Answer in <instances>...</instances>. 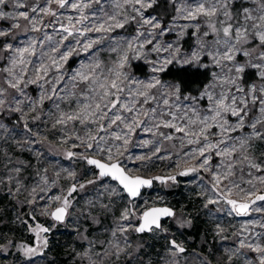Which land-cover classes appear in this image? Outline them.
Wrapping results in <instances>:
<instances>
[{"label": "snow or ice", "instance_id": "snow-or-ice-1", "mask_svg": "<svg viewBox=\"0 0 264 264\" xmlns=\"http://www.w3.org/2000/svg\"><path fill=\"white\" fill-rule=\"evenodd\" d=\"M49 121L80 172L49 160L52 178L40 163ZM138 130L156 139L135 143ZM164 141L179 142L175 158ZM133 145L149 151L129 155L141 162L130 169L122 158ZM154 160L172 170L142 175ZM193 174L210 216L221 204L215 212L264 214V0H0V204L11 205L0 206V261L56 264L50 234L71 226L81 242L72 264H264V217L217 256L206 239L189 252L172 231L190 233L198 213L137 203L154 182ZM61 179L72 182L53 194ZM9 211L27 240L3 231L15 230ZM225 231L217 223L214 237L228 240ZM161 239L154 260L148 241Z\"/></svg>", "mask_w": 264, "mask_h": 264}, {"label": "rangeland", "instance_id": "rangeland-1", "mask_svg": "<svg viewBox=\"0 0 264 264\" xmlns=\"http://www.w3.org/2000/svg\"><path fill=\"white\" fill-rule=\"evenodd\" d=\"M10 10H11L10 7L5 9V11H10ZM50 19L51 18H45L46 22ZM4 23L6 25L7 22ZM20 23L22 27L19 30H17V34L20 35L21 39H23L24 25H26V22L21 21ZM47 31L50 32L51 29H47ZM117 31L120 35L123 36L134 34V30L131 33L125 30H117ZM28 35L39 36L41 34L29 32ZM169 39L171 38L169 37ZM85 56L86 54L82 53L79 57H74L72 60L69 61V65L73 68L77 67L78 64L85 59ZM103 58L105 60L109 59L106 53L103 54ZM48 107H50V105H48ZM62 107L67 109V105H62ZM40 128L45 135H48L50 141V143L40 145L42 150L48 153V156L45 158V160L41 161L40 163H42L44 167L49 169L48 172L49 176L55 178L53 172V165L48 162L49 160H53L57 162L55 165L57 168L63 166L70 169H75L77 172H80L82 170V167L79 163L75 161H69L64 158L63 151L66 149L67 146L61 145L59 143L58 133H53L52 131H49V129L51 128V122L49 121L47 125L41 124ZM162 131L167 133L170 132L171 130L162 129ZM140 139L155 140L156 137H152L150 133L139 132V135L134 137V142L138 143ZM173 144H175L176 147H173L172 146ZM161 147L164 149V152L162 154L173 155V157L176 152L180 151V145L178 141H172V142L164 141ZM148 151L149 149L139 148L133 145L129 148V153H126L125 157L122 158L123 163L126 164L130 169H135L140 165L141 162L128 159V156L129 155L136 156L142 153H146ZM24 156L27 159H31L34 166L37 164L35 157L30 156L28 153H25ZM169 163L170 162L167 160H154L152 163H149L146 168L142 169L141 174L144 176L164 175L172 170L168 167ZM29 171L32 172L34 171V169H30ZM200 175L205 177L204 184L207 186V180L209 179L208 174L201 173ZM194 177L195 174L189 177H178L179 180L178 186L174 185L170 188L161 186L159 182H155L152 188L143 190V196L140 200L137 201V203H139L141 207H144L145 206L144 201H147L149 206L152 204L168 205L177 210L181 208H187L188 211L191 212L194 216H197L198 213L197 219L195 221V224H198L201 227L200 233L198 235H195L194 233H190V234L185 233L183 235H180L181 231L176 228L175 224L171 225L172 231L173 233H175L176 238L178 240L187 241L189 252H191L192 249L194 248H199L202 241L206 239L208 241V244L204 246V251L207 252L209 247H211V249L213 250V248L215 247L217 250L220 251L217 255L219 256L224 251L225 247H231L235 243V239L233 238V233L240 231L241 226L246 221L260 219L264 217V214L253 212L249 216H235L234 214L229 216L227 214V211H223L219 213L215 212L216 207L227 209L228 207L227 205L221 204V205L209 206L210 208L213 209V214L210 216L208 214V210L203 208L204 199L197 195L198 193L203 191V188L199 186L200 181L198 179H195ZM71 182L72 181L68 179H61L59 181V187H57L54 190L53 194L58 193L61 187H67ZM245 187L247 186L245 185ZM157 197L163 198V204H161V202L157 200ZM0 206L5 207L6 209L11 208V205L9 204L7 199H4L2 201V204H0ZM79 206L80 207L83 206L82 200L80 201ZM13 215L14 214L11 211H9L8 213L9 227L14 228L15 230L13 232H9L8 228L6 227L3 229V231L7 233L9 237H14L18 241L20 239L27 240L29 238L28 233L24 232L21 228H18L10 223ZM41 221L44 222V218H41ZM217 223H219L226 230L223 233V235L227 236L229 238L228 240L221 241L219 237H214V229ZM256 231H260V229H256ZM189 235L193 238L192 240L188 239ZM50 239L52 240L54 247L52 248L51 252H49V256L55 257L56 264H72V258L70 255L71 250L73 247L78 246L81 242L76 240L71 226H69L67 229L61 226L59 229H57L52 234H50ZM148 243L150 244V247L147 248L146 251L154 260L157 259L156 256L157 253H159L161 256L164 255V246H165L164 240L162 239L149 240ZM12 258L13 257L10 256L8 258V261H0V264H9ZM38 264H42V262L38 261ZM212 264H216V257L212 259Z\"/></svg>", "mask_w": 264, "mask_h": 264}, {"label": "trees", "instance_id": "trees-1", "mask_svg": "<svg viewBox=\"0 0 264 264\" xmlns=\"http://www.w3.org/2000/svg\"><path fill=\"white\" fill-rule=\"evenodd\" d=\"M134 63H135V61H134ZM200 230H201V227H200L198 224H195V227L191 230L190 233H194L195 235H198V234L200 233ZM180 231H182V230H180ZM185 233L190 234V233L187 232V231H185L184 234H185ZM213 250L216 252V255H218V253L220 252V251L217 250L215 247L213 248ZM213 258H214V257H212V259H213Z\"/></svg>", "mask_w": 264, "mask_h": 264}, {"label": "water", "instance_id": "water-1", "mask_svg": "<svg viewBox=\"0 0 264 264\" xmlns=\"http://www.w3.org/2000/svg\"><path fill=\"white\" fill-rule=\"evenodd\" d=\"M149 177H150V176H149ZM154 183H155V182H154ZM153 186H154V185H153ZM143 190H144V189H143ZM143 190H142V191H143ZM156 206H164V205H156ZM167 206H168V205H167Z\"/></svg>", "mask_w": 264, "mask_h": 264}]
</instances>
